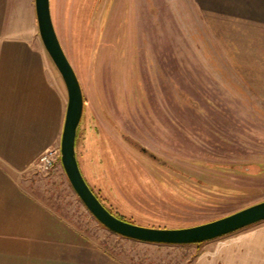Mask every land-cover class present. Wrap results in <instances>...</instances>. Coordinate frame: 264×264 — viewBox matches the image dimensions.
Instances as JSON below:
<instances>
[{
    "label": "rangeland",
    "instance_id": "rangeland-1",
    "mask_svg": "<svg viewBox=\"0 0 264 264\" xmlns=\"http://www.w3.org/2000/svg\"><path fill=\"white\" fill-rule=\"evenodd\" d=\"M51 10L86 99L80 166L107 207L185 228L264 200V0H51ZM57 164L37 174L41 189L92 244L125 264L193 257L197 244L106 228Z\"/></svg>",
    "mask_w": 264,
    "mask_h": 264
},
{
    "label": "crops",
    "instance_id": "crops-1",
    "mask_svg": "<svg viewBox=\"0 0 264 264\" xmlns=\"http://www.w3.org/2000/svg\"><path fill=\"white\" fill-rule=\"evenodd\" d=\"M67 103L35 0H0V264H125L92 244L41 189L35 162L60 146ZM258 224L197 244L185 264H264V220Z\"/></svg>",
    "mask_w": 264,
    "mask_h": 264
},
{
    "label": "water",
    "instance_id": "water-1",
    "mask_svg": "<svg viewBox=\"0 0 264 264\" xmlns=\"http://www.w3.org/2000/svg\"><path fill=\"white\" fill-rule=\"evenodd\" d=\"M38 30L43 45L61 75L68 94L61 136V163L67 178L90 213L106 228L126 238L160 244H199L264 220V200L223 217L185 228H159L119 218L98 198L78 161L77 135L85 113V95L80 79L59 39L51 0H35Z\"/></svg>",
    "mask_w": 264,
    "mask_h": 264
},
{
    "label": "built area",
    "instance_id": "built-area-1",
    "mask_svg": "<svg viewBox=\"0 0 264 264\" xmlns=\"http://www.w3.org/2000/svg\"><path fill=\"white\" fill-rule=\"evenodd\" d=\"M58 162H61L60 147H50L38 157L35 162V169L41 173H49Z\"/></svg>",
    "mask_w": 264,
    "mask_h": 264
},
{
    "label": "flooded vegetation",
    "instance_id": "flooded-vegetation-1",
    "mask_svg": "<svg viewBox=\"0 0 264 264\" xmlns=\"http://www.w3.org/2000/svg\"><path fill=\"white\" fill-rule=\"evenodd\" d=\"M85 102H86V99H85ZM82 129V128H81ZM80 129V132L78 133V135H77V140H79V138H80V135H81V133H82V130ZM86 133L88 134V131H86ZM89 135V134H88ZM94 138V137H93ZM99 139V142H97L98 144H96V143H94L93 145L90 143L89 145H88V148H92L93 149V151H94V155L97 157V155L95 154V151L97 150L98 151V147L96 146V145H99L100 144V138H98ZM97 139V140H98ZM87 141H88V139H86ZM95 140H96V138H95ZM104 143L106 144V148H107V150H109L108 148H109V144H108V142L106 143V141H104ZM143 151H145L146 152V150L145 149H143ZM89 183V182H88ZM94 192H95V190H94ZM97 193V192H96ZM112 210V209H111Z\"/></svg>",
    "mask_w": 264,
    "mask_h": 264
},
{
    "label": "trees",
    "instance_id": "trees-1",
    "mask_svg": "<svg viewBox=\"0 0 264 264\" xmlns=\"http://www.w3.org/2000/svg\"><path fill=\"white\" fill-rule=\"evenodd\" d=\"M78 161H79V158H78ZM79 164H80V161H79ZM81 170H82V168H81ZM83 172V171H82ZM86 178V177H85ZM87 182H88V180H87ZM90 185V184H89ZM92 188V187H91ZM92 190L94 191V189L92 188ZM95 194L98 196V194L95 192ZM98 198H99V196H98ZM100 199V198H99ZM101 200V199H100ZM104 204V203H103ZM105 205V204H104ZM106 206V205H105ZM107 207V206H106ZM108 209H109V211L110 212H112L113 214H115L116 216H118L119 218H122V219H125V218H123L122 216H120L118 213H116V212H114L113 210H111V208H109V207H107ZM126 220V219H125ZM200 244V243H199Z\"/></svg>",
    "mask_w": 264,
    "mask_h": 264
}]
</instances>
